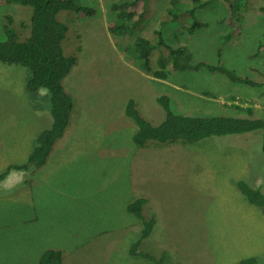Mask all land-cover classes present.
Wrapping results in <instances>:
<instances>
[{"label": "rangeland", "instance_id": "obj_1", "mask_svg": "<svg viewBox=\"0 0 264 264\" xmlns=\"http://www.w3.org/2000/svg\"><path fill=\"white\" fill-rule=\"evenodd\" d=\"M113 2L98 0L93 2L100 10L96 16L71 15L67 20L75 38L69 51L78 55L64 79L74 109L46 164L18 172L22 178L9 187L0 183V264H37L49 248L61 249L62 264H158L139 252L163 257V264H236L246 255H256L258 264H264L263 209L246 201L236 186V180H244L264 193L261 131L214 135L195 144L151 141L138 147L133 138L137 124L124 111L127 100L134 98L143 116L157 125L166 116L157 99L168 95L175 110L187 115L248 117L247 111L264 118V86L237 85L216 72L176 71L171 60L168 81L141 72L132 54L123 50L138 35L155 40L169 0H149L144 21L119 36L108 30L115 19ZM263 5L264 0L248 5V19L257 27L243 29L248 38L243 49L234 47L238 42L231 15L221 0L196 10V19L205 26L189 33L178 19L162 34L167 40L174 34L173 43L178 36L188 46L184 52L193 53L195 60L217 57L215 62L227 61L241 76L264 82V53L253 56L258 38H264ZM12 10L31 23L29 8ZM5 11L0 2V15ZM2 33L0 25V37ZM169 54L165 51L164 57ZM157 58L154 52L153 70ZM180 59L189 60L187 55ZM28 73L25 67L0 61V172L8 164L26 163L37 137L53 122L49 110L30 104L21 86L12 88ZM139 196L147 198L144 218L154 215L156 223L132 255L129 248L143 225L127 204Z\"/></svg>", "mask_w": 264, "mask_h": 264}, {"label": "trees", "instance_id": "obj_2", "mask_svg": "<svg viewBox=\"0 0 264 264\" xmlns=\"http://www.w3.org/2000/svg\"><path fill=\"white\" fill-rule=\"evenodd\" d=\"M114 0L110 6L115 19L109 24V31L114 36L123 33H131L138 26V21L143 19V13L149 5V0H123L117 4ZM212 1L220 0H169L166 13L160 21L159 28L154 30L155 40L144 35H138L123 50L126 54H132L136 65L143 71L152 72L150 57L157 52L159 59L158 70L154 74L159 78H169L166 66L171 60L176 64L178 71L193 69L194 72L208 73L216 72L235 80V83L249 86L262 87L264 82H256L247 76H241L235 67H231L227 61L215 62L217 58L194 59L193 53H188V61L181 62L180 58L186 56L184 50L188 49L185 42L177 36V43H173L174 34H170L169 40L165 39L162 29L170 22L180 19L181 29L192 33L195 29L205 26L199 19H196L195 12ZM227 4L230 21L234 32L233 35L238 42L234 47L243 49L248 41L246 32L239 28L240 24H249L246 31H255L256 25H252L246 13L251 0H221ZM1 5L6 7L3 25V37L0 38V61L3 63H16L28 69L29 73L23 83H15L12 88L21 86L23 94L29 99L31 105H35L41 111L49 110L53 117L49 129L43 130L38 138V146H35L28 157V162L22 165H9L0 174V182L5 179L10 169H26L33 164L34 167L42 166L54 144L60 139L70 121L74 108L73 96L66 90L64 79L70 74L77 63V52L72 54L69 50L74 41L70 35L68 18L88 17L91 12L87 5L80 0H0ZM30 9L31 23L25 25L19 15L15 16L9 9L22 8ZM207 9V8H206ZM204 9V10H206ZM203 10V11H204ZM264 11V5L260 7ZM136 14L138 18L136 20ZM144 21V19L142 20ZM189 22V24L187 23ZM83 35L80 38V45L83 43ZM64 49L68 53H64ZM254 57L264 53V38H258L255 46ZM81 50V49H80ZM169 51V58L164 57L165 51ZM249 55V57H253ZM193 59V61H192ZM195 60V61H194ZM235 60V59H234ZM188 73H185V77ZM182 76V79L185 78ZM181 79V80H182ZM180 80V81H181ZM44 91L43 99H40V92ZM166 112L165 119L154 125L142 114L134 98H129L124 111L126 115L137 124V131L133 138L136 146L144 147L151 141L166 144L169 142L195 144L214 135L241 134L254 131H261L262 154L264 157V118L261 117H234L230 115H216L207 117L204 115H187L175 110L172 98L168 95H160L157 99ZM41 103V106H37ZM236 186L241 196L248 202L258 205L264 212V193L260 188H253L244 180H236ZM147 198L139 196L127 204V210L142 217ZM145 219V218H144ZM156 223L154 215L144 222L141 229V239L133 246H141L142 241L149 237ZM140 255L158 264H163V257L157 259L151 253ZM63 252L61 249L49 248L43 252L37 264H62ZM260 262L256 255H246L236 264H258ZM183 264V263H177Z\"/></svg>", "mask_w": 264, "mask_h": 264}, {"label": "clouds", "instance_id": "obj_3", "mask_svg": "<svg viewBox=\"0 0 264 264\" xmlns=\"http://www.w3.org/2000/svg\"><path fill=\"white\" fill-rule=\"evenodd\" d=\"M81 1V0H80ZM98 0H92V2L90 3H86V1H85V3H82V4H84V5H87L89 8H90V12H91V14L88 16V17H86V16H81V17H84V18H91V17H93V16H96L97 14H99V12H100V10H99V8H98V6H95V3H93V2H97ZM226 4V3H225ZM226 7H227V4H226ZM19 8H16V9H13V10H18ZM12 10V11H13ZM4 13V14H3ZM2 14H3V16L1 17V15H0V17H1V19H0V25L2 26V30H3V25H5L4 24V16H5V12H3ZM7 13V12H6ZM11 13H13V12H11ZM14 14V13H13ZM15 15V14H14ZM19 15V14H18ZM18 15H15V16H18ZM19 17H20V15H19ZM202 22V21H201ZM22 23H24L25 25H30L29 24V22H28V19L27 20H25L24 22H22ZM203 24H204V22H202ZM231 23H233L232 21H231ZM239 28H241V29H247L246 27H245V24L242 26L241 24L238 26ZM109 30V29H108ZM257 30H260V29H257ZM256 30V31H257ZM262 31V30H261ZM110 32V31H109ZM3 34V33H2ZM0 38H2V37H0ZM64 53H65V55L68 53V50L66 49V52H65V50H64ZM184 53H186V55L188 54V53H190V51L189 52H184ZM68 54H70V53H68ZM72 54H75V53H73L72 52ZM159 59H160V57L158 56V58H157V69L156 70H153L152 72H147V71H143L142 69H140L139 67H138V69L141 71V72H145V73H147V74H153V75H155L154 74V71H157L158 70V66H159ZM192 61H193V59H192ZM8 64H10V65H12V64H16V63H8ZM18 66H20L19 64H17ZM150 65H151V57H150ZM170 65H171V67L174 69V70H176V71H178V67H177V65L176 64H172V61H170ZM152 66V65H151ZM20 67H22V66H20ZM166 71H168V69L166 68L165 69ZM180 71V70H179ZM219 74H221V73H219ZM168 75H170V72H168ZM223 75V74H222ZM156 76V75H155ZM157 77V76H156ZM158 79H166L167 81H168V79L170 78V76H169V78H159V77H157ZM250 78V77H249ZM251 79V78H250ZM173 81H175V79H173ZM74 109V108H73ZM252 110H253V108L252 109H248V111L251 113L252 112ZM245 113L246 114H248V117L247 118H249V117H252L251 115H249V113L247 112V111H245ZM188 115H190V114H188ZM205 116V115H204ZM207 117H209V116H207ZM50 128V127H49ZM49 128H47V129H49ZM38 138V137H37ZM155 143H158V141L157 142H155ZM162 144V143H161ZM177 144H179V143H177ZM35 146H38V141H37V139H36V145ZM147 145H145L144 147H146ZM34 149V148H33ZM33 151V150H32ZM31 151V152H32ZM30 155V154H29ZM29 157V156H28ZM28 162V161H27ZM26 162V163H27ZM46 162H47V160H46ZM46 162L43 164V165H45L46 164ZM26 163H23V164H26ZM9 165H15V164H8L1 172H0V174L1 173H3L4 171H6V169L9 167ZM18 165H22V164H18ZM42 165V166H43ZM41 167V166H40ZM35 169H38V167H34V165L33 164H30V167H28V168H26V169H23V168H21L20 170L18 169H10L9 170V173H10V171H12V170H15V171H21V170H31V171H35ZM8 173V174H9ZM18 173V172H17ZM7 177V176H6ZM5 177V178H6ZM4 180V179H3ZM2 180V181H3ZM2 181L0 182V183H2ZM262 192V191H261ZM145 210H146V205H145ZM144 211V210H143ZM136 216V215H135ZM149 216H151L150 214H149ZM137 217V216H136ZM144 218V216L142 215V217L140 218H138L137 217V219L140 221V223L144 226V222L145 221H147L148 219H143ZM143 228V227H142ZM154 228V227H153ZM153 231V230H152ZM142 233V232H141ZM141 233H140V236H139V238L134 242V244L133 245H131L130 246V253L132 254V255H134L135 253H137L138 252V246H136V248L132 251V248H133V246H135L136 245V243L141 239ZM151 235V234H150ZM148 238V237H147ZM146 239V238H145ZM41 258V257H40Z\"/></svg>", "mask_w": 264, "mask_h": 264}, {"label": "crops", "instance_id": "obj_4", "mask_svg": "<svg viewBox=\"0 0 264 264\" xmlns=\"http://www.w3.org/2000/svg\"><path fill=\"white\" fill-rule=\"evenodd\" d=\"M17 172H20L21 174H25L26 170H21V171H15L12 170L10 173L7 175V177L2 181V183H6V187L11 186L14 184L16 181H14L17 177L22 178L20 175H17ZM16 196L20 197L21 196V191L16 194Z\"/></svg>", "mask_w": 264, "mask_h": 264}, {"label": "bare ground", "instance_id": "obj_5", "mask_svg": "<svg viewBox=\"0 0 264 264\" xmlns=\"http://www.w3.org/2000/svg\"><path fill=\"white\" fill-rule=\"evenodd\" d=\"M130 228V227H129ZM135 228V227H134ZM128 229V228H127ZM137 231V230H136ZM140 235V234H139ZM153 239H155V238H153ZM146 240V239H145ZM167 243V242H166ZM128 245V244H127ZM139 248V247H138Z\"/></svg>", "mask_w": 264, "mask_h": 264}]
</instances>
